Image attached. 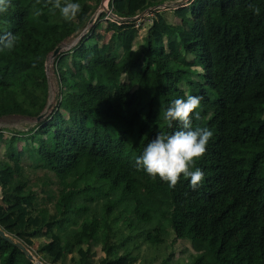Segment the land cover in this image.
Listing matches in <instances>:
<instances>
[{
	"label": "trees",
	"instance_id": "16d2710c",
	"mask_svg": "<svg viewBox=\"0 0 264 264\" xmlns=\"http://www.w3.org/2000/svg\"><path fill=\"white\" fill-rule=\"evenodd\" d=\"M100 1L78 0L66 22L46 0H12L0 16L17 37L0 52V119L45 109L47 57L82 33ZM170 1L110 0L127 20H105L108 40L95 34L99 21L53 59L54 111L27 131H0V228L44 264H182L177 241L198 247L186 264H264V0L160 8ZM152 8L135 44L134 17ZM185 94L202 98L193 125L213 131L195 190L182 175L169 187L134 166L157 132L181 128L163 110ZM0 264L33 263L0 238Z\"/></svg>",
	"mask_w": 264,
	"mask_h": 264
},
{
	"label": "clouds",
	"instance_id": "9594fccd",
	"mask_svg": "<svg viewBox=\"0 0 264 264\" xmlns=\"http://www.w3.org/2000/svg\"><path fill=\"white\" fill-rule=\"evenodd\" d=\"M12 0H0V16L8 12ZM49 11L66 22L73 20L81 10L78 0H46ZM253 14L260 9L249 5ZM33 14L41 15V9L35 8ZM16 34L0 29V52L11 50L16 43ZM201 97L185 94L168 103L163 110V119L169 126L173 121L180 123L181 128L171 134L157 132L144 146L140 155L135 158L134 166L150 177H158L167 182L169 187L177 184L181 175L188 181V187L195 190L204 179V172L194 167L195 160L202 157L213 131L208 127L194 126L193 120L200 119ZM191 114V115H190Z\"/></svg>",
	"mask_w": 264,
	"mask_h": 264
},
{
	"label": "rangeland",
	"instance_id": "374dc122",
	"mask_svg": "<svg viewBox=\"0 0 264 264\" xmlns=\"http://www.w3.org/2000/svg\"><path fill=\"white\" fill-rule=\"evenodd\" d=\"M110 1V0H109ZM175 1H178V0H173V1H170L169 3H166L165 5L170 7V6H173V3ZM161 9H163L162 7H160ZM109 10V9H108ZM164 10V9H163ZM152 11L148 10L147 13L139 19V23H135V27L136 25H138L139 27V36L137 38V42H140L143 34L145 33L146 31V28L148 27V25L150 24V19L153 17L151 14ZM166 17L169 19V20H173L175 21V19L173 18V14L171 11L167 10L166 12ZM96 20L94 21V23L88 28V30L92 27H94L99 21L101 22V27L99 28H96L95 29V34L98 38V40L100 42H105L108 40L109 38V34L108 33H105L104 32V26H105V20L106 17H103L102 19H98V17L100 16V11L98 10V12L96 13ZM78 38H79V35L77 36H74V37H70L66 40H64L62 42L63 44V47L64 48H69L71 47L73 44H75L77 41H78ZM66 44V45H65ZM74 46V45H73ZM73 46L71 48H73ZM70 48V49H71ZM68 49V50H70ZM138 53V50L136 51H130L128 54L130 55H135ZM195 64L197 67H201L200 63H199V60H196L195 61ZM55 67L53 65V62L50 61V63H48V66H47V73H46V76H47V79H48V82H49V101L52 99V96H53V90L57 89L58 90V79H57V76L55 75ZM128 84L131 88H134L136 86V82H137V79L136 77H134L133 73H131L128 78ZM135 100V99H134ZM136 101H133L131 107H130V110L134 111L136 109ZM1 121H3V125L0 127V131H6L5 133L7 134L8 131L10 130H18V131H27L30 127L33 126V123L32 121H30L27 117H20V116H7V117H3L0 119ZM2 199L0 197V203ZM40 241L39 240H36L35 241V245L33 247V249L35 250L38 243ZM32 250V251H34ZM198 250V247L197 246H193L192 244H190L189 242H185V241H177L174 245V253H175V259H178L182 264H186V258L189 256V255H195L197 253ZM101 252H98L97 253V257L101 256ZM190 262V260H189Z\"/></svg>",
	"mask_w": 264,
	"mask_h": 264
},
{
	"label": "water",
	"instance_id": "95a60500",
	"mask_svg": "<svg viewBox=\"0 0 264 264\" xmlns=\"http://www.w3.org/2000/svg\"><path fill=\"white\" fill-rule=\"evenodd\" d=\"M188 1L190 0H178V1H175L173 3V7H179V6H182L184 5L185 3H187ZM102 2L103 0L100 1V4L97 8V10L94 12V14L90 17L88 23H87V26L86 28L82 31V33L79 35V38L78 40L80 39V37L82 35H84L85 33H87L88 31V28L94 23V21L96 20L97 16H96V13L98 12L99 8L101 7L102 5ZM161 7L163 9H166L168 6H166L165 4L164 5H161ZM155 8H152V9H149L150 11L154 10ZM147 13V11H143L142 13H140L139 15H137L136 17H134V19H140L142 18L145 14ZM106 15H112L111 11H106L105 12ZM114 17V16H113ZM118 20H127V19H119L117 17H114ZM74 45V44H73ZM72 45V46H73ZM71 46V47H72ZM71 47L69 48H64L63 47V44H59L57 45L54 50L51 52V54L47 57L46 59V63H45V73H47V66H48V63H50V61H53V59L58 56L60 53H63L65 51H67L68 49H70ZM58 100H59V96H58V90L54 89L53 90V96H52V99L50 101H48L45 109L36 117L34 118H28L30 121H32V123H39L40 121H42L44 118H46L52 111H54L57 103H58ZM0 238L2 240H4L5 242L9 243L10 245L14 246L15 248H17L18 250L21 251V253L26 257V259L28 261H30L31 263L33 264H44L43 262L39 261V259L27 248L26 245H24L22 242H20L19 240L13 238L12 236L6 234L1 228H0Z\"/></svg>",
	"mask_w": 264,
	"mask_h": 264
},
{
	"label": "bare ground",
	"instance_id": "6f19581e",
	"mask_svg": "<svg viewBox=\"0 0 264 264\" xmlns=\"http://www.w3.org/2000/svg\"><path fill=\"white\" fill-rule=\"evenodd\" d=\"M108 2L109 0H103L101 7L99 8L100 13H105L108 11ZM139 20V19H138ZM66 45V44H65ZM3 125V121L0 120V127Z\"/></svg>",
	"mask_w": 264,
	"mask_h": 264
},
{
	"label": "built area",
	"instance_id": "2783aa9c",
	"mask_svg": "<svg viewBox=\"0 0 264 264\" xmlns=\"http://www.w3.org/2000/svg\"><path fill=\"white\" fill-rule=\"evenodd\" d=\"M106 19L110 22H114V21H119L118 19L114 18L113 16L111 15H106Z\"/></svg>",
	"mask_w": 264,
	"mask_h": 264
}]
</instances>
